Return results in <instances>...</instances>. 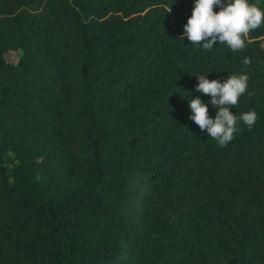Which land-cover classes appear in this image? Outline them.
Masks as SVG:
<instances>
[{
	"label": "trees",
	"instance_id": "1",
	"mask_svg": "<svg viewBox=\"0 0 264 264\" xmlns=\"http://www.w3.org/2000/svg\"><path fill=\"white\" fill-rule=\"evenodd\" d=\"M193 3L0 0V264H264V26L204 50ZM241 74L220 147L196 76Z\"/></svg>",
	"mask_w": 264,
	"mask_h": 264
},
{
	"label": "clouds",
	"instance_id": "2",
	"mask_svg": "<svg viewBox=\"0 0 264 264\" xmlns=\"http://www.w3.org/2000/svg\"><path fill=\"white\" fill-rule=\"evenodd\" d=\"M214 6L220 10L213 11ZM261 26H264V10L249 3V0H194L181 38L186 37L191 44L202 45L204 50H212L214 44L219 42L238 52L245 49L249 34ZM243 63L250 65L251 59L245 57ZM196 77L198 84L195 91L210 96V104L216 109L215 118H211L208 106L198 96L190 100L189 118L201 132L206 131L218 146L224 147L239 131L238 121H242L249 130L253 128L258 119L254 110L239 116L229 111L238 105L239 98L247 92V74L230 75L223 82L209 80L206 75Z\"/></svg>",
	"mask_w": 264,
	"mask_h": 264
}]
</instances>
